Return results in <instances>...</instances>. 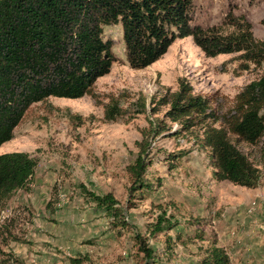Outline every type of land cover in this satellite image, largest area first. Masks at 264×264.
Returning a JSON list of instances; mask_svg holds the SVG:
<instances>
[{"label": "rangeland", "instance_id": "374dc122", "mask_svg": "<svg viewBox=\"0 0 264 264\" xmlns=\"http://www.w3.org/2000/svg\"><path fill=\"white\" fill-rule=\"evenodd\" d=\"M263 15L264 0H192L190 10L191 23L205 29L229 33V21L237 18L262 40ZM102 29L114 61L94 83L96 96L32 104L0 146V153L25 151L37 162L29 188L0 204V264H70L79 255L92 264H145L140 239L152 249V264H200L213 239L231 264H264L259 147L239 143L262 168L260 185L216 180L203 128L182 130L165 116L169 105L161 104L184 81L224 114L235 94L264 73V64L241 69L237 53L207 56L187 36L152 64L132 69L121 24ZM108 102L121 110L113 120L104 117ZM139 144L147 151L143 186L135 185L130 170ZM91 193H111L124 223H115Z\"/></svg>", "mask_w": 264, "mask_h": 264}, {"label": "trees", "instance_id": "16d2710c", "mask_svg": "<svg viewBox=\"0 0 264 264\" xmlns=\"http://www.w3.org/2000/svg\"><path fill=\"white\" fill-rule=\"evenodd\" d=\"M191 4L192 0H0V146L13 138L32 104L49 97L96 96L94 83L109 72L114 61L112 42L103 38L104 25L121 24L126 61L132 69L147 67L175 39L187 36L207 56L237 53L241 69L264 64V40L254 37L249 22L231 18L233 31L221 34L191 23ZM260 22L264 26V15ZM192 91L188 83L180 81L179 89L161 100L169 105L165 116L184 131L196 125L203 128L214 179L247 188L260 185L264 160L259 168L239 143L259 147L264 157V73L235 94L232 108L224 114L211 108L212 98ZM120 112L116 102L104 106L108 120ZM139 145L130 170L135 185L143 186L147 151ZM36 164L25 151L0 153V204L14 192L29 188ZM91 197L115 223H124L123 210L111 193H91ZM139 244L145 264H152V249L143 239ZM85 261L92 264L86 256L70 258V264ZM200 264L231 261L225 248L213 239Z\"/></svg>", "mask_w": 264, "mask_h": 264}, {"label": "crops", "instance_id": "0c3cea01", "mask_svg": "<svg viewBox=\"0 0 264 264\" xmlns=\"http://www.w3.org/2000/svg\"><path fill=\"white\" fill-rule=\"evenodd\" d=\"M234 238H231V240H233ZM223 245V244H222ZM224 246V245H223Z\"/></svg>", "mask_w": 264, "mask_h": 264}]
</instances>
